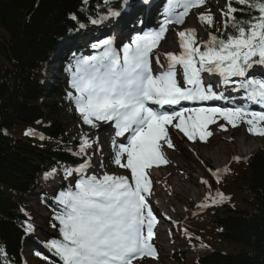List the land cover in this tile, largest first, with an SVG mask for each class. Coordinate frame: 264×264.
<instances>
[{
  "label": "snow or ice",
  "instance_id": "obj_1",
  "mask_svg": "<svg viewBox=\"0 0 264 264\" xmlns=\"http://www.w3.org/2000/svg\"><path fill=\"white\" fill-rule=\"evenodd\" d=\"M82 2L86 5L89 0ZM111 3L112 0H104L106 6ZM205 4L206 0H167L158 29L132 35L120 47L115 46L114 37L99 40L91 47L101 51L93 55L73 54V62L66 67L73 91L66 98L74 103L83 124L97 128L101 122H111L115 136L126 139V143L118 145L113 141V162L131 175H89V160L74 168H64L65 177L77 173L79 178L54 197L59 210L53 220L58 224L51 226L58 227L62 239H53L48 246L62 264H133L139 258L156 256L152 240L157 220L148 200L152 192L148 170L170 163L165 152V146L174 147L169 126L189 140L207 141L213 135L209 125L222 119L232 127L244 122L250 133L264 136V111L203 104L181 107L179 111L163 110L165 105H180L184 101L226 99L211 84L205 85L204 73L218 74L223 85L234 84V90H243L247 100L264 105V76L250 74L254 66H264V0H228L226 10H222V25L210 10L201 13L199 21L216 30L209 32L206 41L199 42L194 28L179 31V52L165 53L166 63L161 62L155 50L168 25H183L190 10ZM236 13L247 16L238 17ZM119 15V10L109 7L107 16L90 22L99 25L109 16ZM72 19L77 17L72 15ZM154 64L159 71L154 70ZM25 134L36 133L29 129ZM89 147L87 136H82L76 155H85ZM56 171L53 168L45 173V179ZM228 171L225 166L212 175L219 182L221 173ZM209 198L212 204L226 199L219 191L206 200ZM26 230L34 231V225L28 223Z\"/></svg>",
  "mask_w": 264,
  "mask_h": 264
},
{
  "label": "trees",
  "instance_id": "obj_2",
  "mask_svg": "<svg viewBox=\"0 0 264 264\" xmlns=\"http://www.w3.org/2000/svg\"><path fill=\"white\" fill-rule=\"evenodd\" d=\"M103 9L104 0L86 5L82 0H0V246L14 259L24 238L19 203L32 191L42 167L77 164L66 144L63 84L44 72L59 42ZM39 120L49 122L44 138L21 136L20 129ZM48 138L62 151L51 149ZM247 161L233 164L219 181L233 204L210 212L214 247L198 258L199 264H264V152Z\"/></svg>",
  "mask_w": 264,
  "mask_h": 264
},
{
  "label": "rangeland",
  "instance_id": "obj_3",
  "mask_svg": "<svg viewBox=\"0 0 264 264\" xmlns=\"http://www.w3.org/2000/svg\"><path fill=\"white\" fill-rule=\"evenodd\" d=\"M219 7H224L223 2H220L219 0H206L205 5L201 6L200 8H194L190 10L188 16L193 21L192 23L193 25H191L189 28H194L196 30V36H197L198 42L206 41L208 37V31L204 27V25L199 21L198 16L201 13H204L208 10H210L211 13H216L217 8ZM213 10H215V12H213ZM155 13L157 14L158 17L162 18L163 20L164 12H162L161 10L158 12L157 10L155 11ZM132 15H136V10L132 11ZM162 20H160L159 22H162ZM184 29L186 28L184 27L175 28L174 24H170L168 25V31L165 33V37L168 34H172L174 40L175 41L177 40L179 42V37L177 33ZM135 34L136 33H134V35ZM165 37L163 40H165ZM129 39H130V36L120 42L114 41L115 46L116 45L121 46L123 43L128 42ZM179 50L180 49H178V52ZM96 51L99 52L101 50L96 49ZM162 63H166V61L163 60ZM154 70L158 71L156 68H154ZM65 119L68 122L70 130L77 129V126H75V122H72L73 125L70 123V120H71L70 116H65ZM217 121H222V119H218ZM226 130H227V127H224L219 132L221 134H225L227 133ZM231 130L232 129H228L229 133L224 135L225 136L224 141H219L213 144L210 141L208 144L207 143L203 144L200 142L196 144H192L190 146L192 148L191 150L192 152L194 151L198 154V156L200 157L199 160L195 161V159L192 157L191 154L188 155L190 159H185V157H182L181 155L179 156V154L178 155L175 154L180 164L179 167H181V170L184 171L185 178H183L180 175L178 169L174 170V172H175V175L181 178L184 184L185 190H186V196H180L181 198L177 197V199H173V198L171 199L172 205L174 207V212H175L173 214L172 213L169 214L171 216L170 218L171 220H175V221L180 220L181 218L184 217L185 212L187 211L189 207H191V205L193 206L199 205L204 201L210 200V198L206 200V197H212L214 195V191L211 189L209 190V192H207L206 190L207 185L206 183L202 182L204 171H209L211 169L214 172L217 169L223 168L227 164L230 157L236 156L240 158H245L247 155L253 152H256L257 150L264 149V136H262L261 138L253 139L254 137H250L248 134L245 135L240 130H235V131H231ZM179 135L185 137L182 132H179ZM104 137L111 138V135L108 132H106ZM218 143H223V145L219 146V149L222 151L223 156L220 157V160L218 161H215L212 158L206 159L204 157L205 155L203 153L204 152L203 150L208 149V151H210L211 150L210 148L215 147ZM235 150H237L238 152H235ZM202 158L206 162L203 161ZM201 160L204 162V164H202ZM87 173L90 174V172H87ZM103 174L104 173H99V175H103ZM122 174L123 173H120L119 175H122ZM149 198H152V197H149ZM27 200L29 202V207L32 212L31 213L32 217L34 218V221L38 225L37 228H35L38 232L37 234L41 235V237H45L46 234L44 232V229L49 228V226L51 225L50 221L46 220L48 211L46 212L44 207L40 205V203H38L37 200L34 199L33 197ZM164 219L167 220L168 218L164 217ZM162 246H163V252L161 253L160 262H157L156 259L153 257H147V259H145L146 257H144V258H139L138 259L139 261L137 260L138 261L137 264H174L172 261V256H171V248L173 247H170L167 241H164V244H162ZM175 251L177 252L178 250L175 249ZM197 253H200V250L198 248L187 247L183 252L184 256H183L182 264H195L193 262V258L195 254ZM27 255H28V258L30 259V263L43 264L37 258L31 257L30 254H27Z\"/></svg>",
  "mask_w": 264,
  "mask_h": 264
},
{
  "label": "bare ground",
  "instance_id": "obj_4",
  "mask_svg": "<svg viewBox=\"0 0 264 264\" xmlns=\"http://www.w3.org/2000/svg\"><path fill=\"white\" fill-rule=\"evenodd\" d=\"M151 1H156V0H151ZM126 25H130V27H133L132 30H135V22L132 19V22L126 21V20H130V19H122ZM193 21L188 18L185 17V23L183 25H179V27H184V28H189L192 24ZM155 25V29H158V25H156L155 23H152ZM124 28L125 25H122ZM78 26L75 28H73L71 30V33H75L78 32ZM141 33V32H138ZM168 41H164L162 42V46L156 50L157 54L160 55L161 57V62L164 58V54L169 52V51H173L176 50V48L179 47V45L177 44V41L174 40L173 36L170 35L169 37H167ZM117 46V45H116ZM119 47V45L117 46ZM103 129L99 130L102 131ZM169 130V135L171 137V139H173L174 137H176V135L173 133V130L171 127H168ZM40 137V136H39ZM112 137V135H111ZM258 138V137H257ZM257 138H253V139H257ZM107 140V139H105ZM219 141H224V136L223 135H215L210 139V142L216 143ZM174 147L169 149L165 146V152H166V156L168 158V160L170 161V163L166 164V165H160L158 166V168L155 171V176H154V186H152V190L154 191L155 195H156V200L157 203L161 206L159 211L160 212H164L163 211V207L164 210H167L168 212H174L173 209V205L171 202V199H177V197L180 196H186V190L184 187V184L182 182L181 179L178 178L177 175H175L174 170L179 169L181 167H179V162L178 159L176 158L179 154V156L181 155L182 157H185V159H190L189 158V154L192 155V157L196 160H199L200 157L198 156V154L196 152H192V148L188 145H186L181 138L176 139L175 141H173ZM218 145V147H217ZM215 147L210 148L211 150L208 151V149L203 150L204 152V157L206 159L208 158H212L215 161L220 160V157H222L223 153L222 151L219 149V146L223 145V143H218ZM235 152H238L237 150H235ZM232 158V157H230ZM203 161H205L202 158ZM201 160L202 164H204V162ZM206 162V161H205ZM93 165H91V167L89 168L90 170H93ZM56 176L59 177V174H57V172L55 173ZM74 184H72L71 186H73ZM181 198V197H180ZM175 213V212H174ZM55 223L58 224V222L55 221ZM59 232H54L55 235H57ZM27 264H33V263H27Z\"/></svg>",
  "mask_w": 264,
  "mask_h": 264
}]
</instances>
